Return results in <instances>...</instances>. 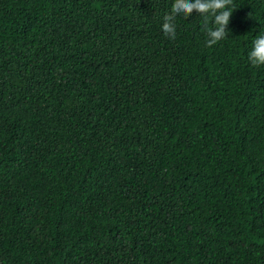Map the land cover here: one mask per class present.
<instances>
[{"label":"trees","instance_id":"16d2710c","mask_svg":"<svg viewBox=\"0 0 264 264\" xmlns=\"http://www.w3.org/2000/svg\"><path fill=\"white\" fill-rule=\"evenodd\" d=\"M173 3L0 0V264H264V0Z\"/></svg>","mask_w":264,"mask_h":264},{"label":"clouds","instance_id":"9594fccd","mask_svg":"<svg viewBox=\"0 0 264 264\" xmlns=\"http://www.w3.org/2000/svg\"><path fill=\"white\" fill-rule=\"evenodd\" d=\"M235 9L233 0H174L170 14L163 17L162 31L166 37L174 40L177 15L182 14L187 18L195 11L204 19L203 26L208 36L206 46L212 47L229 35L227 26ZM210 21L212 27H209ZM248 59L253 66L264 65V34L254 39L252 49L248 52Z\"/></svg>","mask_w":264,"mask_h":264}]
</instances>
